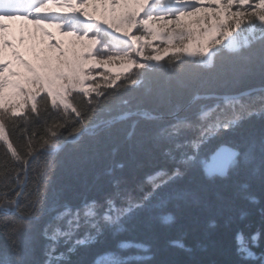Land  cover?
Returning a JSON list of instances; mask_svg holds the SVG:
<instances>
[{"label":"snow or ice","instance_id":"snow-or-ice-1","mask_svg":"<svg viewBox=\"0 0 264 264\" xmlns=\"http://www.w3.org/2000/svg\"><path fill=\"white\" fill-rule=\"evenodd\" d=\"M53 5L63 14H47ZM17 19L37 26L47 22L63 29V35L87 44L82 51L75 50V44L66 49L51 32H44L48 47L56 55L34 64L13 51L14 65L2 55L5 47L13 48L4 38L7 26L3 21ZM20 42L24 43L23 39ZM257 44L264 49V0H0V148L18 162L11 165L15 179L9 173L0 188V200L7 201L0 207V234L11 243V251L0 249V264H35L37 260L32 233L41 219L39 196L50 178L54 168L51 158L61 141L77 142L86 133L111 125V121L101 119L102 114L117 102L127 106L129 101L121 97L144 86L154 75H163L167 82L188 67H213L224 53L247 51ZM254 93H259L264 111V85L236 95L193 96V102L220 101L206 111L202 109L196 120L179 116L177 106L174 123L162 130L174 141L175 149L181 150L179 157L172 149L164 153L175 166L146 177L145 184L151 188L145 191L140 186L141 195L121 191L117 183L113 185L115 191L102 200L65 205L40 230L42 264H69L67 254L58 251L61 242L69 245L67 253H73L97 242L105 230L114 234L125 231L158 191L172 188L197 162L202 146L257 114L243 102ZM229 107L235 113L230 118L225 115ZM213 113L217 114L215 123L205 124ZM134 115L149 121L159 119L147 110L125 111L118 119ZM185 131H191L193 137L180 142L177 138ZM261 148L264 153V139ZM211 156L219 163L211 168L204 165V172L209 178H217L228 174L241 152L221 143ZM21 181H31L36 187L37 199L27 206L12 198ZM171 195L185 199L189 193L177 188ZM161 219L168 223L173 217ZM236 240L240 264H264V255L257 257L252 251L264 240V230L252 233L247 240L242 232L237 233ZM130 249L137 252L122 254ZM148 252L144 243L123 240L117 244V251L105 253L96 264H148Z\"/></svg>","mask_w":264,"mask_h":264},{"label":"trees","instance_id":"trees-1","mask_svg":"<svg viewBox=\"0 0 264 264\" xmlns=\"http://www.w3.org/2000/svg\"><path fill=\"white\" fill-rule=\"evenodd\" d=\"M55 8L58 7L53 5L50 13ZM88 10L92 11L91 6ZM145 84L162 97V103L150 113L164 118L149 121L134 115L119 120L122 115L119 112L102 114L101 119L111 121V125L86 133L77 142L59 143L51 158L54 168L39 196L41 219L32 233L36 242L35 264H42L44 259L41 228L63 211L65 205L80 206L88 200H102L115 191L113 185L117 183L121 191L141 195L140 186L145 191L151 188L145 184L146 177L161 168L175 166L164 153L172 149L179 157L181 150L175 149L174 141L162 130L174 123L172 117L177 106L179 116L196 120L202 109L206 111L220 101L202 99L193 102V96L236 95L264 85V49L257 44L247 51L226 52L216 58L213 67H188L167 82L163 75H154ZM243 102L257 114L242 119L234 131L218 135L202 146L197 162L172 188L158 191L125 231L114 234L105 230L97 242L77 248L73 253H67L69 245L61 242L58 251L67 254L69 264H96L105 253L117 251V244L123 240L144 243L149 248L146 255L151 257L148 264H240L237 233L242 232L247 240L252 233L264 230V153L261 148L264 111L259 93L244 98ZM234 114L231 107L226 109L225 115L229 118ZM216 118L217 114H210L204 123L213 124ZM130 131L133 132L131 136ZM192 137L191 131H185L177 139L183 142ZM221 143L237 148L241 156L225 177L209 178L205 175L204 165L211 168L216 163L211 155ZM16 163L10 153L6 154V150L0 148V188L9 173L15 179L11 165ZM33 166H36L35 162ZM177 188L188 192V197L174 198L171 193ZM12 198L27 206L37 199L35 185L31 181H21ZM6 204L7 201L0 200V207ZM167 215L173 219L165 223L161 217ZM0 249L11 251L10 241L2 234ZM252 251L257 257L264 255V240L258 241ZM136 252L130 249L122 254Z\"/></svg>","mask_w":264,"mask_h":264},{"label":"rangeland","instance_id":"rangeland-1","mask_svg":"<svg viewBox=\"0 0 264 264\" xmlns=\"http://www.w3.org/2000/svg\"><path fill=\"white\" fill-rule=\"evenodd\" d=\"M49 14L60 15L63 14L60 8H55V11ZM3 23L7 26L3 35L5 40L11 41L13 48L5 47L3 49V58L6 60H12L14 65L16 61L12 56L13 51H18L24 59L30 63L38 64L45 56L54 57L56 53L48 47V37L44 35V32H51L53 36L63 42L66 49H70L75 44V50L82 51L83 45L87 44V41L76 42L73 37L63 35V29L49 26L47 22L40 26L25 21L23 19L17 20H5ZM23 39L24 43H21ZM115 71V69H113ZM150 88L145 84L144 86L134 89L133 91L124 94L121 99H127L129 104L127 106L117 102L111 109V111L104 112L103 114H109L111 112H119L123 114L125 111L138 112L140 110H147L149 112L157 109L162 103V97L160 93L149 90ZM219 161L216 160L214 167Z\"/></svg>","mask_w":264,"mask_h":264},{"label":"water","instance_id":"water-1","mask_svg":"<svg viewBox=\"0 0 264 264\" xmlns=\"http://www.w3.org/2000/svg\"><path fill=\"white\" fill-rule=\"evenodd\" d=\"M157 117H159V118H164V117H162V116H157ZM172 118H174V116H173ZM224 177H225V176H224Z\"/></svg>","mask_w":264,"mask_h":264},{"label":"bare ground","instance_id":"bare-ground-1","mask_svg":"<svg viewBox=\"0 0 264 264\" xmlns=\"http://www.w3.org/2000/svg\"><path fill=\"white\" fill-rule=\"evenodd\" d=\"M156 116V115H155Z\"/></svg>","mask_w":264,"mask_h":264}]
</instances>
